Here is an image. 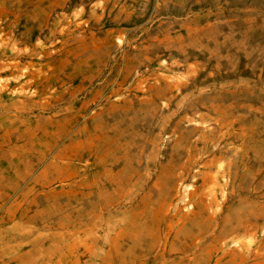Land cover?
Returning a JSON list of instances; mask_svg holds the SVG:
<instances>
[{
    "label": "rangeland",
    "instance_id": "374dc122",
    "mask_svg": "<svg viewBox=\"0 0 264 264\" xmlns=\"http://www.w3.org/2000/svg\"><path fill=\"white\" fill-rule=\"evenodd\" d=\"M0 37V264H264V0H0Z\"/></svg>",
    "mask_w": 264,
    "mask_h": 264
},
{
    "label": "bare ground",
    "instance_id": "6f19581e",
    "mask_svg": "<svg viewBox=\"0 0 264 264\" xmlns=\"http://www.w3.org/2000/svg\"><path fill=\"white\" fill-rule=\"evenodd\" d=\"M15 34L19 32V27H16L13 29V31ZM36 34V32H34L29 38H32L34 35ZM11 39L10 38H4V37H0V51L4 50L10 43ZM14 52L13 54L10 53L12 56L14 54H18L19 52V46L14 42L13 44V49L11 50V52ZM28 56V53L25 57H23V60L21 62H23ZM2 60H5L4 58L1 59L0 58V78L3 79L5 77H8L9 79H13V78H18V76H13L11 74H9V70L6 68V66L1 63ZM12 76V77H11ZM25 82V81H24ZM1 87V84H0ZM36 96V95H35ZM41 111H43L45 114H50V112L47 111V109H45L43 106L40 108ZM21 115H27L28 112H20ZM5 223V220H2L0 217V225ZM29 234V233H28ZM28 234H16V237L14 239L20 238V239H24ZM5 235L9 237V234L6 232H2L0 231V244H2L5 240ZM17 247V246H14ZM19 249V248H18ZM13 248L11 247H6V251H5V255H7L8 253L12 252ZM1 253H0V258H1Z\"/></svg>",
    "mask_w": 264,
    "mask_h": 264
}]
</instances>
